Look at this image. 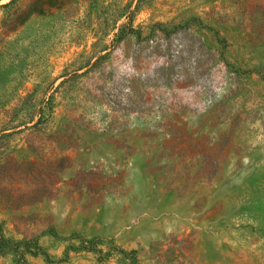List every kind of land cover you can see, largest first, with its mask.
Wrapping results in <instances>:
<instances>
[{
	"label": "rangeland",
	"instance_id": "374dc122",
	"mask_svg": "<svg viewBox=\"0 0 264 264\" xmlns=\"http://www.w3.org/2000/svg\"><path fill=\"white\" fill-rule=\"evenodd\" d=\"M0 226V264H264V0H0Z\"/></svg>",
	"mask_w": 264,
	"mask_h": 264
},
{
	"label": "trees",
	"instance_id": "16d2710c",
	"mask_svg": "<svg viewBox=\"0 0 264 264\" xmlns=\"http://www.w3.org/2000/svg\"><path fill=\"white\" fill-rule=\"evenodd\" d=\"M195 18H193L194 20ZM72 240H74L73 238H69L70 243L68 244V246L65 248V251L63 252V256L61 259L65 260L68 258L70 251H82V250H94L97 249V245L98 242L100 241L99 238H86V237H79V238H75V241H77L78 244H73ZM25 244L26 240L25 239H21V240H14L11 238H7L4 236L3 232H2V228L0 226V252L4 251L5 249H10L11 247L13 248V245L16 244ZM24 246V245H23ZM40 249V246H37ZM114 249L115 246H112ZM121 252L124 253V250H122ZM34 254H40L41 252L35 251L32 252Z\"/></svg>",
	"mask_w": 264,
	"mask_h": 264
}]
</instances>
